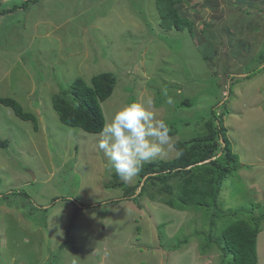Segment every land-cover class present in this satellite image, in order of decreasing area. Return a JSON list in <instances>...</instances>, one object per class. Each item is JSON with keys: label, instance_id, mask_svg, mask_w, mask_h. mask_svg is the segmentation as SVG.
I'll use <instances>...</instances> for the list:
<instances>
[{"label": "rangeland", "instance_id": "obj_1", "mask_svg": "<svg viewBox=\"0 0 264 264\" xmlns=\"http://www.w3.org/2000/svg\"><path fill=\"white\" fill-rule=\"evenodd\" d=\"M240 1L190 0V31H165L155 0H39L9 13L22 1L0 0V98L37 121L34 131L0 104V264H219L209 210L148 196L109 202L144 178L109 171L99 134L60 122L51 99L77 78L112 73L105 124L151 100L174 133L154 158L163 161L177 157L176 141L206 133L213 108L243 165L223 181L217 207L264 212V0ZM66 19L58 37L45 35ZM257 259L264 264V222Z\"/></svg>", "mask_w": 264, "mask_h": 264}, {"label": "trees", "instance_id": "obj_2", "mask_svg": "<svg viewBox=\"0 0 264 264\" xmlns=\"http://www.w3.org/2000/svg\"><path fill=\"white\" fill-rule=\"evenodd\" d=\"M20 1L23 3L21 6L14 5L2 12L9 13L39 0ZM180 2L181 0H155L159 26L163 30L183 31L189 28L190 31L192 23L179 14L176 8ZM114 86L115 77L112 73L94 75L90 84L77 78L66 90H60L52 96L53 108L60 122L90 134H99L105 125L101 103L111 96ZM0 104L10 108L21 120L31 121L34 131H37L35 116L23 111L15 100L0 98ZM181 105L191 106L192 103L187 100ZM205 128L206 133L202 136L173 143V147L178 152L175 159L170 161L153 159L145 162L139 173L141 180L146 176L143 185L127 188L121 198L109 202L125 198L135 200L148 196L151 201L163 203L180 211L209 210L210 213L212 212L209 220L211 235L207 244L214 246L221 254L217 260H220L219 264H257V238L263 226L264 212L255 215L253 209H236L232 213L223 214L217 207L223 181L226 177L236 174L243 165L239 163L238 156L232 153L222 115H216L213 108L208 119L205 120ZM173 134L170 131V136ZM6 146L7 143L0 140V147ZM174 180L175 187L168 183ZM114 185L120 186V184ZM129 190L131 194H128ZM162 194L168 196L165 198ZM53 202L54 200L51 202L52 205ZM79 206L91 207V205ZM215 219H223L222 224L217 226ZM183 243L185 244V240ZM177 247H180V244L171 249Z\"/></svg>", "mask_w": 264, "mask_h": 264}, {"label": "clouds", "instance_id": "obj_3", "mask_svg": "<svg viewBox=\"0 0 264 264\" xmlns=\"http://www.w3.org/2000/svg\"><path fill=\"white\" fill-rule=\"evenodd\" d=\"M166 103L171 105L173 100L168 98ZM153 108L151 100L147 107L139 102L125 104L99 133L98 147L107 157L106 167L124 180L137 175L144 163L156 158L164 146L171 147L169 125L156 118Z\"/></svg>", "mask_w": 264, "mask_h": 264}, {"label": "crops", "instance_id": "obj_4", "mask_svg": "<svg viewBox=\"0 0 264 264\" xmlns=\"http://www.w3.org/2000/svg\"><path fill=\"white\" fill-rule=\"evenodd\" d=\"M190 0H187V2H183V0H181V2H180V4H178L177 6H176V8L178 9V12H179V14H181V15H183L184 17H187L188 18V16L190 15V13H188L187 12V10H184V7L182 6L183 4H186V3H188ZM238 1H240V0H238ZM242 1V0H241ZM240 1V2H241ZM74 16H76V15H74ZM71 19V18H70ZM70 19H66V20H61V21H58V22H54V24H53V26L49 29H47L46 30V33H45V35H47V36H50L49 38H51V37H58V33H57V28L58 27H64V26H66L67 25V23H69V21H70ZM189 19V18H188ZM190 20V19H189ZM190 21H192V22H194V20H190ZM34 39H35V37H33ZM17 55H19V53L17 54Z\"/></svg>", "mask_w": 264, "mask_h": 264}, {"label": "water", "instance_id": "obj_5", "mask_svg": "<svg viewBox=\"0 0 264 264\" xmlns=\"http://www.w3.org/2000/svg\"><path fill=\"white\" fill-rule=\"evenodd\" d=\"M145 179H146V176L144 177L143 182L141 183V185H143ZM141 185H140V186H141Z\"/></svg>", "mask_w": 264, "mask_h": 264}]
</instances>
